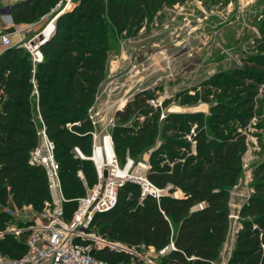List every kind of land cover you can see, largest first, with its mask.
<instances>
[{
	"label": "trees",
	"instance_id": "1",
	"mask_svg": "<svg viewBox=\"0 0 264 264\" xmlns=\"http://www.w3.org/2000/svg\"><path fill=\"white\" fill-rule=\"evenodd\" d=\"M45 1L11 4L13 23L35 22L40 16L38 7ZM163 1L168 0H109L107 13L113 25L128 29L140 25L146 10ZM102 6L103 0H79L70 12L59 15L54 32L39 46L42 59L34 68L30 53L23 47L6 48L0 55V231L14 221L12 214L3 210L5 206L10 211L29 206L40 212L49 201L44 171L28 163L41 123L60 165L67 199L63 217L66 207L75 206V198L83 195L77 172L82 173L86 185L95 182L91 161L78 158L74 148L84 156L91 153L93 128L86 113L103 79V61L110 50L108 39L102 38L97 28ZM63 18L66 21L62 22ZM262 60H256L257 64ZM257 64L255 68L264 72ZM263 78L235 76L226 83L213 81L212 98L216 101L208 115L170 114L162 125L157 123L158 108L147 103V92L129 99L114 114L115 148L126 149L130 157H136L153 147L146 178L168 194L158 199L146 195L140 200V186L125 182L118 188L113 209L93 219L94 234L138 253L141 246L158 252L172 242L174 249L158 257V264L217 262L229 228L230 190L241 176L245 131L254 117ZM218 89L222 92L217 93ZM194 99L184 95L180 103L189 105ZM137 114L145 120L133 131L125 124ZM65 124L73 125L67 128ZM190 126L195 127L193 144L182 139ZM131 132L134 136L128 139ZM158 134L163 140L155 147ZM251 189L239 211L241 229L226 264H264V162L252 172ZM200 203L202 209H194ZM26 252L27 245L11 234H4L0 240L3 256L20 259ZM92 254L109 264L137 260L133 254L108 246L93 247Z\"/></svg>",
	"mask_w": 264,
	"mask_h": 264
},
{
	"label": "rangeland",
	"instance_id": "2",
	"mask_svg": "<svg viewBox=\"0 0 264 264\" xmlns=\"http://www.w3.org/2000/svg\"><path fill=\"white\" fill-rule=\"evenodd\" d=\"M108 2L103 0V6L98 12V32L102 38L108 39L110 50L103 61L104 76L92 104L94 111L98 112L95 130L99 138L106 135L111 137L119 169H124L130 160L132 164L127 174L138 177L146 175L153 147L143 149L136 157H130L126 149L116 150L112 139L116 125L115 112L135 95L147 92L150 95L147 103L153 109L158 108L159 125L170 114L202 113L206 116L216 101L212 98L215 90L211 85L213 81L226 83L235 76H252L260 80L264 72L260 73L254 65L258 63L256 60L263 58L264 61V0L157 2L153 8L146 10V18L140 25L128 29L111 23L107 13ZM68 3L70 12L73 5L76 7L79 4V0H46L38 7V14L42 15L51 8L56 13ZM66 19L63 18L62 22ZM49 22L51 19H44L27 25L28 28L24 29L20 38L25 42L30 39L37 41V33ZM56 23L55 20L53 32ZM257 65L263 67L264 71V62ZM221 92L222 89L217 90V93ZM257 93L254 117L245 131L247 145L241 160V176L230 190L227 204L229 211L241 209L243 202L252 193V172L264 162V78ZM184 95L195 97L193 103L181 104ZM144 120V116L137 114L125 125L135 131ZM194 128L190 126L182 139L192 144ZM133 136L131 132L127 138ZM162 140L158 134L154 146L158 147ZM91 154L92 146L88 156ZM91 163L95 182L86 185L84 178L77 172L83 195L75 198V206L66 207V215L62 217L64 222H68L76 210V199L85 197L97 184L94 163ZM92 234L87 243L91 247L102 245L100 240L106 241L94 232Z\"/></svg>",
	"mask_w": 264,
	"mask_h": 264
},
{
	"label": "built area",
	"instance_id": "3",
	"mask_svg": "<svg viewBox=\"0 0 264 264\" xmlns=\"http://www.w3.org/2000/svg\"><path fill=\"white\" fill-rule=\"evenodd\" d=\"M3 1L4 0H0V6ZM5 11V22L13 27L14 31H17L18 26L14 25L9 15V6L5 7ZM42 31L40 32L41 34ZM52 33L53 30L48 37L43 38L41 41L38 39L37 41L30 39L27 42H21L18 46L25 48L31 55L32 63L36 64L42 59L39 46L43 44ZM30 41H33L35 46H30ZM10 46L11 41L9 34L0 29V47L9 48ZM33 93L37 97V91L34 90ZM93 108V105H91L87 110V118L93 128L91 132L92 154L91 156H84L78 148H74V153L80 159L92 162L93 160L91 157L93 155V149L97 139L102 140L105 137H108L112 145V140L109 135L102 138L98 137L95 130L98 122L96 119L98 112L94 111ZM72 125L73 124H67L66 126L70 128ZM36 136L37 144L29 152L28 163L31 166H38L44 171L49 192V201L44 202L43 209L40 213L41 217L46 222L42 225L38 224L37 226L29 227L30 229L32 228V231L26 239L27 252L22 256L19 264H109L105 260L95 257L92 254L93 247L84 242V240L91 239L93 235L92 221L95 216L101 213L109 212L113 209L117 202L118 188L125 182L135 183L140 186V200H142L146 195H150L158 199L162 195H167V190H159L154 187L147 180L145 174L138 177L127 175L126 177L120 178L115 176L114 171L118 166L113 155V164L107 165L104 168L97 167L93 162L97 177V184L85 197L76 199V210L73 212L71 219L68 222H64L62 218L63 204L66 202V199L63 195L61 186L60 165L54 156V144L47 137L45 127L42 123L36 130ZM131 164L132 161L128 160L125 167L127 168V171ZM103 171H106L105 176H103ZM78 174L83 179L80 171ZM194 209H202V203L196 205ZM239 211L240 208L236 211H229V228L226 239L227 237H236L237 232L241 229V225L239 223ZM10 213L11 212H9V214ZM253 228H256V226H253ZM24 230L25 228L23 227L9 226L5 232L11 233L16 237L20 236ZM0 234H2V232H0ZM99 243H104V241L100 240ZM104 244L112 246L111 243L109 244L105 242ZM112 247H114V245ZM262 248H264V245H262ZM173 249L174 246L170 242L167 247L158 251V256L162 257L167 251H171ZM124 250L128 252L132 251L127 248ZM146 262L147 264H157L152 259H146ZM3 263L4 262L0 260V264ZM211 264H225V262L222 259L220 262H212Z\"/></svg>",
	"mask_w": 264,
	"mask_h": 264
},
{
	"label": "crops",
	"instance_id": "4",
	"mask_svg": "<svg viewBox=\"0 0 264 264\" xmlns=\"http://www.w3.org/2000/svg\"><path fill=\"white\" fill-rule=\"evenodd\" d=\"M17 1L21 2V1H25V0H4L1 3V6H0V29H2L5 33L9 34V38H10V41H11V46L10 47L18 46V44H20L21 42H24L20 38L23 35L22 32L24 31V29L28 28V26H30L33 23H35V22L23 23L25 26L22 23H19V24H15L14 23L15 26H18L17 31H14L13 27H11L8 23L5 22L6 21L5 20L6 19V17H5V13H6L5 7L10 6L11 4H13L14 2H17ZM68 5H69V3H68ZM71 8L73 9L74 5ZM62 11L63 10H59L58 12L54 13L52 8H51L48 11H46L44 14L40 15L36 21L44 20V19H51L52 20L53 18L56 17V15L60 14ZM68 11H63L62 14L67 13ZM5 49L6 48H4V47H0V55L4 52ZM32 64H33V68H34L35 64L34 63H32ZM3 210L7 214L9 212L16 213V214H12V217L14 218V221L8 223L7 226L5 227V229L0 231V232H2V234H0V240L3 238L4 234L8 233V232H5V231H6V229L9 226H17V227L25 228V230L21 233L20 236H16L15 237L11 233H8V234H11L14 237V239H16L17 241H22V242H24L26 244V240L25 239L28 237V235L32 231V228L30 229L29 227L37 226L38 224L42 225V224H44L46 222L40 215L41 211L40 212H35L29 206L28 207H24V208H22L20 210L16 209V210H14L15 212L8 210V206H5ZM105 242L109 243V244L111 243V242L104 241V243ZM234 242H235V237H232V238H230V237L228 238L227 237L226 241L224 242V244H223V246L221 248V253H220V257H219L218 262H220L222 259L224 260L225 263L227 262V260L229 259L230 255H231V253H232V251L234 249ZM104 243H101L102 245H100L98 247H95V248H102L104 246L112 247L114 245L113 248H117V249L121 248V250L126 249L123 246H119V244L111 243L112 244V246H111V245H107V244H104ZM141 250H143V252ZM124 251H126V250H124ZM169 251H167L165 254H167ZM126 252H128V251H126ZM128 253L133 254L134 256H136L137 260L136 261L135 260H129V261L126 262L127 264H147L146 259H150V257H151L156 262L157 258L159 257L158 256V252L155 251V249L153 247L145 248L144 246H141L139 248V253L137 251H133V250L128 252ZM0 256L2 257V258H0V260L4 262L3 264H19V261L22 258L21 257L20 259H14V258H10V257H7V256H3L1 254H0ZM43 264H47V263H43Z\"/></svg>",
	"mask_w": 264,
	"mask_h": 264
},
{
	"label": "bare ground",
	"instance_id": "5",
	"mask_svg": "<svg viewBox=\"0 0 264 264\" xmlns=\"http://www.w3.org/2000/svg\"><path fill=\"white\" fill-rule=\"evenodd\" d=\"M69 9H70V5L67 4L65 9H63V11H68ZM62 12L60 14H62ZM60 14L56 15V17L53 18L51 20V22H49V24L43 29V31H42L43 38H46L49 36V34L51 33V31L54 28L53 22L56 20V18ZM122 104L123 103H121V105ZM113 155H114L113 148H112L110 139L108 137H105L102 140L101 139L96 140L95 146L93 149V155H92L91 159L93 160V162L95 163V165L97 167L104 168L107 165L113 164ZM114 174H115V176L120 177V178L126 177L128 175L127 174V168L121 170L118 167H116ZM177 195H178V192L174 194V196H177Z\"/></svg>",
	"mask_w": 264,
	"mask_h": 264
},
{
	"label": "water",
	"instance_id": "6",
	"mask_svg": "<svg viewBox=\"0 0 264 264\" xmlns=\"http://www.w3.org/2000/svg\"><path fill=\"white\" fill-rule=\"evenodd\" d=\"M36 37H37V39L39 40V41H41L42 39H43V36H42V34L39 32V33H37V35H36ZM35 43L33 42V41H30V46H35L34 45ZM106 175V171H103V176H105ZM121 249V248H120Z\"/></svg>",
	"mask_w": 264,
	"mask_h": 264
}]
</instances>
